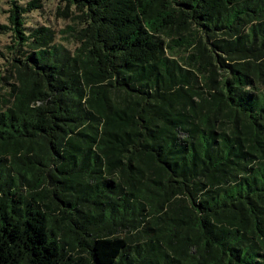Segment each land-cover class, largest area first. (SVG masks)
I'll list each match as a JSON object with an SVG mask.
<instances>
[{
  "label": "trees",
  "instance_id": "1",
  "mask_svg": "<svg viewBox=\"0 0 264 264\" xmlns=\"http://www.w3.org/2000/svg\"><path fill=\"white\" fill-rule=\"evenodd\" d=\"M0 14V264H264V0Z\"/></svg>",
  "mask_w": 264,
  "mask_h": 264
},
{
  "label": "rangeland",
  "instance_id": "2",
  "mask_svg": "<svg viewBox=\"0 0 264 264\" xmlns=\"http://www.w3.org/2000/svg\"><path fill=\"white\" fill-rule=\"evenodd\" d=\"M3 15L0 14V20H3L4 19V16ZM0 44H1V41H0Z\"/></svg>",
  "mask_w": 264,
  "mask_h": 264
}]
</instances>
